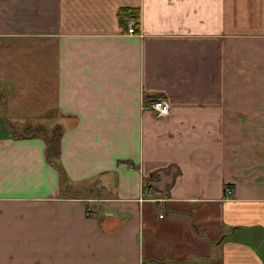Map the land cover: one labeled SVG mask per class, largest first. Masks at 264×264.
I'll return each instance as SVG.
<instances>
[{
  "label": "crops",
  "instance_id": "1",
  "mask_svg": "<svg viewBox=\"0 0 264 264\" xmlns=\"http://www.w3.org/2000/svg\"><path fill=\"white\" fill-rule=\"evenodd\" d=\"M240 3L0 0V264H264V26Z\"/></svg>",
  "mask_w": 264,
  "mask_h": 264
},
{
  "label": "rangeland",
  "instance_id": "2",
  "mask_svg": "<svg viewBox=\"0 0 264 264\" xmlns=\"http://www.w3.org/2000/svg\"><path fill=\"white\" fill-rule=\"evenodd\" d=\"M243 3L246 5L240 3L239 9H238V16H239V24H245L248 19H250L251 24L252 22L255 23L256 27L264 26V0H242ZM244 16V17H243ZM245 19L246 21H243ZM161 116V115H160ZM40 128L43 129L44 133L45 131H48V136H51L52 132L57 130V124L52 125V121H42L39 123ZM25 133L24 129L16 130V135H23ZM88 185H83V187L80 188V195L81 194H89L87 191ZM74 189V188H73ZM78 189V188H75ZM74 189V190H75ZM97 190H95L96 192ZM72 193V192H70ZM73 194V193H72ZM160 213L159 215H161Z\"/></svg>",
  "mask_w": 264,
  "mask_h": 264
},
{
  "label": "trees",
  "instance_id": "3",
  "mask_svg": "<svg viewBox=\"0 0 264 264\" xmlns=\"http://www.w3.org/2000/svg\"><path fill=\"white\" fill-rule=\"evenodd\" d=\"M118 12L120 15V19L126 16L127 14L132 13L128 8H123V7L120 8ZM40 130L34 129L31 126H26L24 127L25 133H23V135H31V134L39 133ZM60 134H61L60 127H58L57 130L53 131L51 136H47L45 133H43L48 144V152L53 157H56L59 152Z\"/></svg>",
  "mask_w": 264,
  "mask_h": 264
},
{
  "label": "built area",
  "instance_id": "4",
  "mask_svg": "<svg viewBox=\"0 0 264 264\" xmlns=\"http://www.w3.org/2000/svg\"><path fill=\"white\" fill-rule=\"evenodd\" d=\"M135 22L133 17L127 19V30L129 33L135 32ZM149 108L153 109L157 115H164L169 111V102L166 98L157 97L150 100Z\"/></svg>",
  "mask_w": 264,
  "mask_h": 264
}]
</instances>
